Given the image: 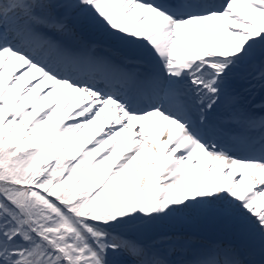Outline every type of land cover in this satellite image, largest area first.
<instances>
[{"label": "snow or ice", "instance_id": "6c2138e0", "mask_svg": "<svg viewBox=\"0 0 264 264\" xmlns=\"http://www.w3.org/2000/svg\"><path fill=\"white\" fill-rule=\"evenodd\" d=\"M0 264H264V0H0Z\"/></svg>", "mask_w": 264, "mask_h": 264}, {"label": "rangeland", "instance_id": "374dc122", "mask_svg": "<svg viewBox=\"0 0 264 264\" xmlns=\"http://www.w3.org/2000/svg\"><path fill=\"white\" fill-rule=\"evenodd\" d=\"M195 234L196 235H201V234H205V233H202L201 230L199 229H196L194 230ZM220 232H212V231H208L206 234L209 235V236H215L217 234H219ZM221 236V235H220ZM222 236H223V233H222Z\"/></svg>", "mask_w": 264, "mask_h": 264}, {"label": "bare ground", "instance_id": "6f19581e", "mask_svg": "<svg viewBox=\"0 0 264 264\" xmlns=\"http://www.w3.org/2000/svg\"><path fill=\"white\" fill-rule=\"evenodd\" d=\"M99 125V121L97 123V127ZM96 131V128H91L85 131V138L87 139L88 137H90L91 135H93ZM102 134V133H101Z\"/></svg>", "mask_w": 264, "mask_h": 264}]
</instances>
